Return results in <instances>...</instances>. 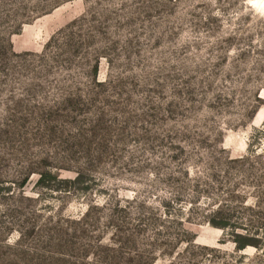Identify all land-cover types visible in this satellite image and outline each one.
<instances>
[{
    "label": "rangeland",
    "instance_id": "374dc122",
    "mask_svg": "<svg viewBox=\"0 0 264 264\" xmlns=\"http://www.w3.org/2000/svg\"><path fill=\"white\" fill-rule=\"evenodd\" d=\"M257 1L0 0V264H264Z\"/></svg>",
    "mask_w": 264,
    "mask_h": 264
},
{
    "label": "trees",
    "instance_id": "16d2710c",
    "mask_svg": "<svg viewBox=\"0 0 264 264\" xmlns=\"http://www.w3.org/2000/svg\"><path fill=\"white\" fill-rule=\"evenodd\" d=\"M79 176H77L76 179H78ZM51 181H59L60 183H70L71 181H68V180H64V179H60L59 176L57 175H53L52 173L50 172H44V173H41L40 174V178H39V181L38 183L42 184L43 186L47 187V186H50V182ZM64 188V187H63ZM208 223L215 227V228H227V224L226 221H223L222 219H211L208 221ZM237 239H239L240 241H238ZM235 242H236V247L238 250H243L246 246H249V245H253L254 244V240L249 238V237H243V235H238L236 234L235 236ZM197 249H204V250H208L207 248L205 247H196Z\"/></svg>",
    "mask_w": 264,
    "mask_h": 264
},
{
    "label": "bare ground",
    "instance_id": "6f19581e",
    "mask_svg": "<svg viewBox=\"0 0 264 264\" xmlns=\"http://www.w3.org/2000/svg\"><path fill=\"white\" fill-rule=\"evenodd\" d=\"M256 3L260 5V4L264 3V0L263 1H257Z\"/></svg>",
    "mask_w": 264,
    "mask_h": 264
}]
</instances>
